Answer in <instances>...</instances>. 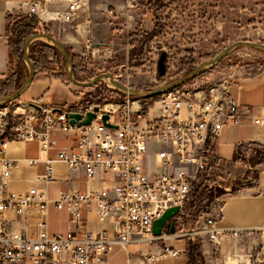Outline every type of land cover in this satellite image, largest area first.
Segmentation results:
<instances>
[{"label":"built area","instance_id":"1","mask_svg":"<svg viewBox=\"0 0 264 264\" xmlns=\"http://www.w3.org/2000/svg\"><path fill=\"white\" fill-rule=\"evenodd\" d=\"M54 2H64L66 7L53 10ZM84 5V0L20 1L22 11L37 16L45 27L52 21L71 22ZM126 6L139 8V0H127ZM235 81L223 77L202 91L180 87L157 97L153 106L149 104L153 99L131 102L128 97L124 103L105 107L81 102L56 107L42 97L0 107V264H111L115 245L144 242L162 243V257L174 260L186 254L187 248L175 245L183 237L193 245L197 241L203 244L209 264H264V227L222 228V207L216 214L201 215L193 230L177 229L172 234L164 227L161 236L153 233L154 222L167 210L180 207L179 215L184 214L206 168L211 169L212 177L208 189H221L217 200L223 204L236 194L235 187H245L244 178H233L225 166H211L213 158L207 150L211 138H218L226 127L240 126L246 118L253 126L264 127L263 118L233 98ZM155 107L157 117L148 121ZM88 113L96 114L91 125L71 123V114L85 119ZM104 115L109 116V126ZM55 132L76 134L78 147L72 153L59 152L57 159L28 161L32 166L44 163L46 173L38 181L55 180L56 166L63 164L69 169L83 168L90 183L101 174L113 176V186L88 188L84 193L63 192L55 201L37 188L12 191L10 182L19 162L7 157L8 145L38 142L42 150L50 151L57 145L52 137ZM153 146L158 149L155 155L150 152ZM51 204L59 211L66 210L76 229L51 235ZM83 208L96 210L100 223H115L114 231L82 233ZM11 214L35 219V232L14 231L9 226ZM145 257L146 264L156 261L154 256Z\"/></svg>","mask_w":264,"mask_h":264},{"label":"rangeland","instance_id":"2","mask_svg":"<svg viewBox=\"0 0 264 264\" xmlns=\"http://www.w3.org/2000/svg\"><path fill=\"white\" fill-rule=\"evenodd\" d=\"M176 1L182 7L185 15L177 22L169 19L167 24L169 28H165V23L161 26L162 22L159 21L161 14L159 8L169 3H176ZM102 2L106 7L96 12L103 13L101 18L106 23L112 24L111 28L114 31H118L121 45L119 50L105 48V51L103 49L97 51V48L92 46L95 39L87 34L85 49L81 55L77 56L81 59L85 71L79 75V78L77 77L81 81L88 82L99 74L109 73L113 74L119 83L127 87L141 92H150L187 75L202 62L213 59L236 41L264 44V0H139L140 6L136 9H128L127 0H97L95 1V10ZM84 3L82 9L86 13L85 20L88 23L92 21L93 4L92 0H84ZM118 5L121 9L118 8ZM207 15L211 17L209 21H207ZM208 22L210 23L209 27L204 26ZM181 26H183L182 29ZM51 31L57 33L54 30ZM102 43L109 45L110 40ZM162 52H166L168 56L167 72L164 77H160L158 72V61ZM250 64L264 66V53L250 48L237 49L223 59L220 64L205 72L211 73L204 77L200 76L185 86L195 90H206L209 85L221 81L223 77L234 79L229 75L231 69ZM26 69L28 73L27 65ZM48 75L49 77L58 75V77H62L63 81L67 79L69 83L66 85L70 88L69 93L64 87L62 89L54 87L49 98H46L49 104L70 103L78 99L76 103H95L105 107L124 103L128 97L131 102L137 100V98L125 95L110 86L108 81L100 82L92 88L78 87L68 80L66 67L62 70L49 72ZM30 96L26 93L22 99H28ZM156 100L158 98L149 101L150 106H153ZM157 150L153 146L150 152L155 155ZM246 159H248L245 160L246 163L248 161V165L241 166L238 174L245 176L244 180L247 186H253L257 183L259 173L263 168L264 153L252 151L250 156H246ZM150 162L151 166H154V158H151ZM57 187L61 186L57 185ZM241 187L243 184L239 186V188ZM222 193L223 191L213 192L211 197H207L208 200L202 199V202L197 203V207H194L201 210L199 211L201 214L194 208L193 214L195 216L196 213L203 215L215 209L219 210L223 206V201H219L217 198ZM199 215L197 214L195 220ZM198 221L199 219L193 223V228L198 225ZM182 223V219H176L177 229L180 232L189 231L190 229L187 227H182ZM59 224V217L51 218L52 226H59ZM177 241H184L187 246L189 238L183 237ZM150 246V244H136L129 250L133 255H136L143 251H149ZM192 247L191 255L194 264H209V256L206 254L203 244H199L197 241L196 245L192 244ZM188 262L189 256L183 254L174 260H162L160 264H187ZM132 263L134 261H126L123 264Z\"/></svg>","mask_w":264,"mask_h":264},{"label":"crops","instance_id":"3","mask_svg":"<svg viewBox=\"0 0 264 264\" xmlns=\"http://www.w3.org/2000/svg\"><path fill=\"white\" fill-rule=\"evenodd\" d=\"M20 1L22 0H0V88L5 86L13 75V81L15 83V74L19 71V67L8 49V16L10 14H24V11L20 8ZM95 1L97 0H92L91 22H86V13L84 9L80 8L82 11L80 10L70 23L52 21V23L47 26L51 34L61 41L75 56L81 55L84 51L85 38L88 37L87 34L95 39L94 45H102L101 47H95L97 51L102 49L105 51V48H108V50H119L121 45L118 31H114L113 28H111L112 24L110 25L109 22L106 23L101 18L103 13L96 12L104 9L106 6L104 7V3L102 2L95 10ZM179 5L178 1H176V3H169L159 8L161 11L159 16V21L162 22L161 26L165 23L164 27L169 28L167 26L169 19L177 22L179 19L183 18L185 13ZM52 7L53 10H58L62 7H66V3L62 2L60 4L54 2ZM118 8L121 9L119 5ZM206 18L207 21H209L211 17L207 15ZM209 25L210 23L208 22L204 26L209 27ZM115 27L117 26L115 25ZM182 28L183 26H181V29ZM107 40H110L109 45L102 43ZM229 75L236 80L232 89L233 98L242 108L248 109L252 111L254 115L264 119V66H254L250 64L233 68L229 71ZM54 87L57 89H62L64 87L70 93V88L63 81L62 77H58V75L49 77L47 73L37 74L31 88L27 92L31 96L28 99H21L30 101L42 97L45 99L49 98ZM76 100L70 103H53L51 105L64 107L74 103L76 104ZM157 111V107L152 109V112L148 116V121L157 117ZM52 137L57 142V145L55 149L50 151L42 150L38 142H11L8 145L6 152L7 157L19 162L13 172V177L10 182V189L12 191L23 193L27 192L30 188H37L40 191H45L51 201H55L63 192L77 191L84 193L88 188L113 186L115 182L113 176L101 174L94 183H90L86 171L83 168L69 169L63 164H57L55 180L50 182L38 181V177L45 175L46 167L44 163L32 166L28 161L44 160L46 158L57 159L59 152L66 151L67 153H72L78 147V136L76 134L55 132ZM252 151L264 153V127L253 126L250 124L248 118H246L245 122L240 126L224 128L220 136L215 139V159L218 160L221 166H225L233 178H242L243 180L245 176H240L238 173L240 172L241 166L248 165V161L247 163L245 162V160H248L246 156H250ZM262 166L263 168L259 173L257 183L253 186H247L245 184V187H242L238 193L228 198L223 204L222 219L220 221V226L222 228L264 227V162ZM57 185L61 187L58 188ZM10 217L13 221L10 222L9 226L14 231L27 232L29 234L35 232V219L27 220L25 216H14L13 214H11ZM55 217L60 218L59 226L51 225V218L54 219ZM81 218L82 233L101 232L103 230L112 232L116 228L113 222L100 223L97 218L96 210L89 211L83 208L81 211ZM49 225V232L51 235L59 232L66 233L71 228L76 229L69 220L68 212L66 210H57L54 204L50 206ZM141 244L149 245V243L146 242ZM134 245H136V243L128 246H122L121 244L115 245L110 254L111 264H123L126 261H134L132 264H146V255L155 257L156 261L154 264H160L162 260H169L162 257V243L151 245L149 251H143V253L136 255H133L129 250L130 247ZM175 245L178 247L182 245L180 248L185 250L187 248L184 241H177Z\"/></svg>","mask_w":264,"mask_h":264},{"label":"water","instance_id":"4","mask_svg":"<svg viewBox=\"0 0 264 264\" xmlns=\"http://www.w3.org/2000/svg\"><path fill=\"white\" fill-rule=\"evenodd\" d=\"M37 41H44L45 43L53 46L59 52V54L66 60V76L68 80L72 82L74 85L78 87H82V88H92L100 82L108 81L110 86L114 87L115 89L119 90L125 95L135 97L137 99H144V100L157 98L169 91L175 90L187 84L188 82L202 76L207 70L220 64V62L223 59L228 57L230 54H232L237 49L250 48V49L259 51L261 53H264V44L262 43H257V42H252V41H236L232 43L231 45L227 46L221 53H219L213 59L202 62L196 69H194L192 72L188 73L187 75L177 80H174L170 82L169 84L161 86L153 91L141 92V91H137L133 88L127 87L119 83L115 79L114 75L109 74V73L99 74L98 76L92 78L88 82L79 80L75 74L74 60L69 54L64 44L50 34L37 33L31 36L27 40V42L25 43V47H24L23 61L28 67V77L26 81L17 90L7 95L6 97L0 99V107H4L6 105H9L21 99L23 95L26 94L31 88L35 80V77L37 75V71H36L34 62L31 59L30 53H31L32 45L36 43ZM93 46L101 47L102 45L95 44ZM167 59H168L167 53L162 52L160 59L158 61V72H159L160 77H164L167 72V66H166ZM95 112L96 113L99 112V108H96ZM95 118H96L95 113H88L85 119H83V116L80 114L70 115L71 123L76 124L77 122H79L80 126L91 125ZM108 120H109V116L104 115L103 121L107 126H109ZM179 213H180V207H174V208L167 210L166 213L160 219L156 220L153 226L154 236L156 237L161 236L162 230L164 227L170 228V232L172 234H175L177 231L176 217L179 215Z\"/></svg>","mask_w":264,"mask_h":264},{"label":"trees","instance_id":"5","mask_svg":"<svg viewBox=\"0 0 264 264\" xmlns=\"http://www.w3.org/2000/svg\"><path fill=\"white\" fill-rule=\"evenodd\" d=\"M39 18L37 16H30L26 13L22 14H10L8 16V49L16 62V64L19 67V71L15 74L16 75V82L14 83V75L7 81L6 85L0 88V99L6 97L7 95L11 94L15 90H17L27 79L28 73L26 69V65L23 61L24 56V47L27 40L37 34V33H47L51 34V32L42 25ZM53 36V35H52ZM31 59L35 64L37 74L40 73H47L54 72L58 70L65 69L66 67V60L59 54V52L51 45L46 44L45 42H36L31 47ZM71 57L74 60L75 64V74L79 78V75L84 73V68L81 63V59L79 57L73 55L69 52ZM213 71V70H212ZM211 72L203 74L201 77L206 76ZM65 77V76H64ZM195 80V79H194ZM13 81V83H12ZM65 83H69L67 79H64ZM186 85V84H185ZM183 85V86H185ZM181 86V87H183ZM180 88V87H179ZM118 94V93H117ZM214 148H215V139L211 138L208 143V154L211 158H213V163L211 166L219 164L218 160L215 159L214 154ZM211 174V169L206 168L203 173L200 175V180L198 183H196L191 196L189 200L186 202L184 214H181L177 216V219L183 220L182 227H187V229H194L193 223H196V221L199 219L201 215H199L198 208H194L197 203L200 204L203 200H208L210 195L215 192H221L222 190L219 188H215L212 190H209V180ZM240 190L239 186L235 187V193H238ZM220 196L222 194H219ZM235 195V194H234ZM219 196V197H220ZM208 197V198H207ZM197 207V206H196ZM193 208L197 209L199 213H196L199 215L196 219L195 214H193ZM216 210H212L211 212L207 213L209 215L216 214ZM188 214V215H187ZM201 214V213H200ZM187 250L186 254L189 256V263L188 264H194L193 258L191 255V250L193 249L192 243L189 240L187 242Z\"/></svg>","mask_w":264,"mask_h":264},{"label":"bare ground","instance_id":"6","mask_svg":"<svg viewBox=\"0 0 264 264\" xmlns=\"http://www.w3.org/2000/svg\"><path fill=\"white\" fill-rule=\"evenodd\" d=\"M107 109V108H106Z\"/></svg>","mask_w":264,"mask_h":264}]
</instances>
